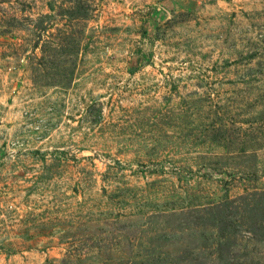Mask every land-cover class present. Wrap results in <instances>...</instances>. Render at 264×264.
I'll use <instances>...</instances> for the list:
<instances>
[{"label": "rangeland", "instance_id": "1", "mask_svg": "<svg viewBox=\"0 0 264 264\" xmlns=\"http://www.w3.org/2000/svg\"><path fill=\"white\" fill-rule=\"evenodd\" d=\"M254 197L264 0H0V264H264Z\"/></svg>", "mask_w": 264, "mask_h": 264}, {"label": "trees", "instance_id": "2", "mask_svg": "<svg viewBox=\"0 0 264 264\" xmlns=\"http://www.w3.org/2000/svg\"><path fill=\"white\" fill-rule=\"evenodd\" d=\"M252 204L255 205V210L254 208H252V210L250 212H248L246 215L247 218H253V211H257V210H261L262 205L264 204V198L261 197H254L252 199ZM263 209V207H262ZM264 216V213H262V217ZM253 228H251L252 231ZM264 229V228H263Z\"/></svg>", "mask_w": 264, "mask_h": 264}]
</instances>
